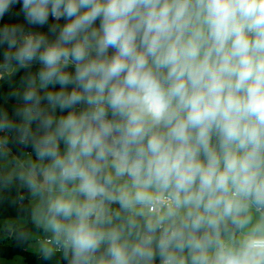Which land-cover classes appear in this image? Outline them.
<instances>
[{
  "label": "clouds",
  "instance_id": "clouds-1",
  "mask_svg": "<svg viewBox=\"0 0 264 264\" xmlns=\"http://www.w3.org/2000/svg\"><path fill=\"white\" fill-rule=\"evenodd\" d=\"M9 14L29 27L0 25V194L26 190L43 260L264 264V0Z\"/></svg>",
  "mask_w": 264,
  "mask_h": 264
},
{
  "label": "trees",
  "instance_id": "trees-1",
  "mask_svg": "<svg viewBox=\"0 0 264 264\" xmlns=\"http://www.w3.org/2000/svg\"><path fill=\"white\" fill-rule=\"evenodd\" d=\"M21 5L17 4L13 8V13L19 12ZM50 18L49 23H52ZM65 21L61 20L60 23L63 24ZM24 24L27 29L29 26L26 25L23 15H6L2 20H0V25L3 24ZM98 23V22H97ZM34 31L48 32V27H33ZM35 70V68L33 69ZM20 75H23V70L16 77L19 81ZM10 91L8 84H3L0 86V105H5L11 114L12 108L16 101L14 99L5 100L6 93ZM13 153H17V148H12ZM31 151V149H27ZM24 199H21V197ZM31 203L27 196L26 190L13 187L10 191L0 194V220L6 219H17L19 217L27 216L31 214ZM114 208L117 206H113ZM40 230L32 222L24 226L14 225L11 228V234L5 229H0V258L1 257H11L16 254H22L25 257L26 264H57L59 261V256L55 257L51 261H45L37 252H32L28 250V245L30 242V235L32 232ZM24 234L22 237L21 234ZM59 264H64L63 261H59ZM159 264V260L156 261Z\"/></svg>",
  "mask_w": 264,
  "mask_h": 264
},
{
  "label": "rangeland",
  "instance_id": "rangeland-1",
  "mask_svg": "<svg viewBox=\"0 0 264 264\" xmlns=\"http://www.w3.org/2000/svg\"><path fill=\"white\" fill-rule=\"evenodd\" d=\"M258 214L253 212V219L257 218ZM29 222H32L31 214L29 217H19L17 219H6V220H0V229H11L15 224L18 226H24L28 224ZM33 223V222H32ZM41 229V228H40ZM48 235L45 233L42 229L36 230L31 233L30 235V242L28 245V250L32 252H37L39 249V245L42 242V237ZM40 238V239H38ZM0 264H26L25 257L22 254H16L11 257H1L0 258Z\"/></svg>",
  "mask_w": 264,
  "mask_h": 264
},
{
  "label": "water",
  "instance_id": "water-1",
  "mask_svg": "<svg viewBox=\"0 0 264 264\" xmlns=\"http://www.w3.org/2000/svg\"><path fill=\"white\" fill-rule=\"evenodd\" d=\"M7 232H8L9 234H11V229H8Z\"/></svg>",
  "mask_w": 264,
  "mask_h": 264
},
{
  "label": "built area",
  "instance_id": "built-area-1",
  "mask_svg": "<svg viewBox=\"0 0 264 264\" xmlns=\"http://www.w3.org/2000/svg\"><path fill=\"white\" fill-rule=\"evenodd\" d=\"M45 238V236L44 237H42L41 239L43 240ZM38 239H40V238H38Z\"/></svg>",
  "mask_w": 264,
  "mask_h": 264
}]
</instances>
